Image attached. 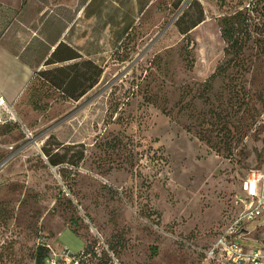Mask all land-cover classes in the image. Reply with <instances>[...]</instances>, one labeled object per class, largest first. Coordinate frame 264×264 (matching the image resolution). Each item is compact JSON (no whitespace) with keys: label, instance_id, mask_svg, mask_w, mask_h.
<instances>
[{"label":"rangeland","instance_id":"374dc122","mask_svg":"<svg viewBox=\"0 0 264 264\" xmlns=\"http://www.w3.org/2000/svg\"><path fill=\"white\" fill-rule=\"evenodd\" d=\"M60 2L0 0L18 11L0 43L37 60L40 13ZM101 65L76 101L38 79L11 102L0 264H35L41 243L69 263L211 264L200 246L264 165V0H155ZM244 229L239 244L264 248V215Z\"/></svg>","mask_w":264,"mask_h":264},{"label":"crops","instance_id":"0c3cea01","mask_svg":"<svg viewBox=\"0 0 264 264\" xmlns=\"http://www.w3.org/2000/svg\"><path fill=\"white\" fill-rule=\"evenodd\" d=\"M154 2L155 0H63L50 7L45 4L44 12L47 8L51 12L44 16L40 13V47L37 46L40 56L37 60H33L34 49H29V43L19 44L15 48L0 43V95L11 104L23 95L36 72L73 62L70 60L45 64L60 43L75 50L82 59L91 60L102 67L104 56L118 47ZM16 14L18 11L12 7L5 9L0 6V39L8 26L13 24V20H17ZM47 24L48 29L44 28ZM9 70L14 73L13 76L7 73ZM16 79H20L21 83H16L18 86L15 88L13 84Z\"/></svg>","mask_w":264,"mask_h":264},{"label":"trees","instance_id":"16d2710c","mask_svg":"<svg viewBox=\"0 0 264 264\" xmlns=\"http://www.w3.org/2000/svg\"><path fill=\"white\" fill-rule=\"evenodd\" d=\"M135 28L136 26L132 28L130 32H128V34L126 35V37L122 42L128 39V37ZM234 42H236V39L232 41L231 45H233ZM70 60H73V62H71L70 64L62 65V66H54L53 68H46L44 70H40L36 72L33 80L30 82L27 88L31 87L30 90H33V92H35V89H37L35 88V82L38 81V79H40V87L47 86L48 90L50 89L59 90L62 95L66 96V99L78 100L87 91L92 89L95 84H97L99 76H101L103 70L102 67L96 64L95 62L88 59H82L81 55H79L75 50L71 49L64 43H60L56 47L55 51L51 54V56L48 58L45 64L51 65L58 62L63 63ZM216 74L211 75L210 78L213 79ZM87 81H88V85H86ZM33 92L31 93V95L32 97H35V94ZM31 104L34 107H43L41 103L39 105L38 102L35 100L31 101ZM0 126H4V125H0ZM262 166L255 170H260ZM239 196L240 195H237V198ZM236 216L237 215L235 214L230 215L226 219L227 221L215 233L213 239L207 245L200 246L198 252L203 257V259L208 263L228 264L226 262L225 255L222 254L220 250H217L215 252V257H209L207 252L211 249V247L214 246L220 234L232 223V221L235 219ZM65 253L68 254L69 256H72L68 252H62L61 255ZM50 255H51L50 247L48 245H45L44 243H41L37 246V249L35 251L34 263L45 264V260L49 258ZM75 262L76 263L74 262L66 263L65 261L60 259L57 264H79V261H75Z\"/></svg>","mask_w":264,"mask_h":264},{"label":"built area","instance_id":"2783aa9c","mask_svg":"<svg viewBox=\"0 0 264 264\" xmlns=\"http://www.w3.org/2000/svg\"><path fill=\"white\" fill-rule=\"evenodd\" d=\"M14 119L11 104L0 95V125L11 124ZM241 190L242 194L237 198L240 212L207 254L215 257V252L220 250L228 264H264V248H246L236 241L237 237L245 233L244 223L264 215V166L249 173L242 182ZM70 258L66 253L57 255L51 252L45 264H57L60 259L69 263Z\"/></svg>","mask_w":264,"mask_h":264}]
</instances>
